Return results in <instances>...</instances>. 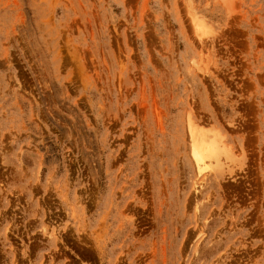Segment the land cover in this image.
<instances>
[{"label": "rangeland", "instance_id": "374dc122", "mask_svg": "<svg viewBox=\"0 0 264 264\" xmlns=\"http://www.w3.org/2000/svg\"><path fill=\"white\" fill-rule=\"evenodd\" d=\"M0 264H264V0H0Z\"/></svg>", "mask_w": 264, "mask_h": 264}, {"label": "bare ground", "instance_id": "6f19581e", "mask_svg": "<svg viewBox=\"0 0 264 264\" xmlns=\"http://www.w3.org/2000/svg\"><path fill=\"white\" fill-rule=\"evenodd\" d=\"M195 23L197 28L200 30V33H203V25L198 22ZM188 126L191 154L194 160L193 162H195L197 168V174H200L207 166L206 159L212 157L213 154H215L214 150L217 146L216 140L213 137L200 134L202 132H198L196 129H194L190 121H188Z\"/></svg>", "mask_w": 264, "mask_h": 264}]
</instances>
